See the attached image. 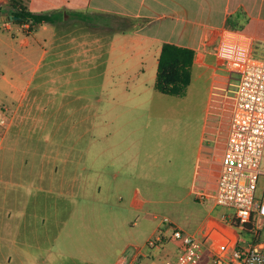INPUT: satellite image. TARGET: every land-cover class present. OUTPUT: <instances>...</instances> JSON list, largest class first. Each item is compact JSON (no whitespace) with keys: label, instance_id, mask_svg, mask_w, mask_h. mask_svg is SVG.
Instances as JSON below:
<instances>
[{"label":"rangeland","instance_id":"374dc122","mask_svg":"<svg viewBox=\"0 0 264 264\" xmlns=\"http://www.w3.org/2000/svg\"><path fill=\"white\" fill-rule=\"evenodd\" d=\"M16 7L27 8V0H0V137L12 124L0 139V257L9 243L4 235L29 236L30 218L49 216L56 205L59 216L70 215V230L47 264H86L94 257L111 264L120 255L112 252L120 238L144 241L158 224L167 227L161 217L196 231L213 204L212 198L196 199L192 190L202 132L224 90L233 94L215 55L217 35L195 50L190 83L184 95L174 96L155 88L150 50L130 39L142 20L99 13L82 20L67 14L40 29L24 25L21 37L37 31L51 42L48 50L44 44L40 52L32 51L31 58L42 53L43 59L38 58L37 75L19 105V99L4 100L3 91L9 88L3 78L21 67L23 49L11 42L15 26L5 28ZM262 165L257 202H264V153ZM215 209L234 215L231 207ZM97 218L116 219L118 238L100 235ZM143 258L142 264L165 259L161 254Z\"/></svg>","mask_w":264,"mask_h":264},{"label":"crops","instance_id":"0c3cea01","mask_svg":"<svg viewBox=\"0 0 264 264\" xmlns=\"http://www.w3.org/2000/svg\"><path fill=\"white\" fill-rule=\"evenodd\" d=\"M27 8L34 12L59 10L63 12L64 18L67 14L76 17L74 12L79 11L86 14L99 13L142 20L141 23L134 24L131 30L133 34L130 39L134 45L139 46L142 50H150L155 60L156 68L163 42H172L198 51L214 35H217V44L225 31L247 35L253 41L254 50L258 54L264 55V0H27ZM9 20L8 18L5 28L10 30L15 26L11 42L14 45L18 43L23 52L20 50L19 53L21 67L13 71L12 76L3 78L9 87L7 90H3L5 92L4 100L19 99V105H21L28 85L37 75L39 61L43 59L42 53H39L35 58H31V53L33 50L38 51V49L40 52L44 44L47 46L45 50H48L51 40H48V38L42 40L37 36V31H33L29 36L21 37L19 34L20 27L28 26L29 23L20 25L13 20ZM51 24L43 23L38 25L37 29ZM122 33L125 32L122 31ZM40 54L42 55L39 56ZM39 57L40 60L38 59ZM225 71L233 94L231 95L227 90H224L220 100L214 105L215 112L213 114L215 116L211 117L210 122L204 125L202 137L208 128L211 127L210 129H212L218 124L225 127L228 122L230 108L234 102L237 81L233 91L232 82L234 75L227 69ZM23 86H26V89ZM11 125L9 123L3 130L0 139H4L8 134ZM200 150L201 142L195 162L194 180L197 177V171L201 170L199 165H205V163L200 162ZM12 156L14 159L15 155L13 154ZM61 161L66 163L65 167H61L65 171L69 158H61ZM52 167L55 170L58 168L56 164ZM0 175H2V171H0ZM195 187V184H193V191ZM196 199L198 198L196 197ZM101 206L108 207V209L113 207L111 204H103ZM215 207L216 205L213 202L207 214L198 223L196 231L208 228L213 223L217 228L234 234L235 228L230 225L233 215L226 213L219 215ZM57 208L58 205L55 206V212L49 214V216L30 218L29 236L27 234L24 237L21 236V238L17 236L11 238V236L4 235L2 237L3 240L9 243H5L7 249H5L3 258L0 257V264H27V261H29L28 264H47V257L51 256L55 249L61 250L59 243L65 242L66 237L64 238V235L65 233L68 234L70 230L68 228L70 215L67 217L59 216ZM50 215L53 216L50 217ZM97 219L96 224L98 226L96 229L99 230L100 235L105 234L107 235L106 238L110 240L118 238L120 234L116 219ZM65 228L67 229L65 230ZM19 231H23V229L20 228ZM167 233V230H163L158 224L142 242L136 241V243H133L135 241L131 242L120 238L119 243L115 244L116 247L112 248V252L115 253V256L117 252L121 255L129 245H144L149 238L161 234L164 237V241L159 246L147 249V256L143 260L148 261L159 254L165 258H176L178 254L177 244L173 240L168 239ZM245 238H247L246 234H240V239ZM102 249L107 250L108 248L102 247ZM109 251H111L110 245ZM118 257L111 264H114ZM98 259L100 258L94 257L87 260L86 264H107Z\"/></svg>","mask_w":264,"mask_h":264},{"label":"built area","instance_id":"2783aa9c","mask_svg":"<svg viewBox=\"0 0 264 264\" xmlns=\"http://www.w3.org/2000/svg\"><path fill=\"white\" fill-rule=\"evenodd\" d=\"M245 34L225 31L214 50L220 66L236 74L234 102L225 127L208 128L202 137L201 170L195 178L196 197L212 198L216 206L234 209L231 234L211 223L189 233L167 217V237L176 242V258L163 264H264V202H257L255 189L264 153V55L254 50ZM163 229V230H164ZM247 238L240 239V234ZM163 235L149 238L144 245L131 244L114 264H142L147 249L159 246Z\"/></svg>","mask_w":264,"mask_h":264},{"label":"trees","instance_id":"16d2710c","mask_svg":"<svg viewBox=\"0 0 264 264\" xmlns=\"http://www.w3.org/2000/svg\"><path fill=\"white\" fill-rule=\"evenodd\" d=\"M10 15L14 22L29 23L31 27L43 23L55 24L63 19V12L59 10L34 12L26 7H16L12 9ZM74 15L82 20L91 16L79 11L74 12ZM194 56L195 49L191 47L163 42L157 60L155 88L169 95H184L191 80Z\"/></svg>","mask_w":264,"mask_h":264},{"label":"water","instance_id":"95a60500","mask_svg":"<svg viewBox=\"0 0 264 264\" xmlns=\"http://www.w3.org/2000/svg\"><path fill=\"white\" fill-rule=\"evenodd\" d=\"M11 16V15H10Z\"/></svg>","mask_w":264,"mask_h":264}]
</instances>
